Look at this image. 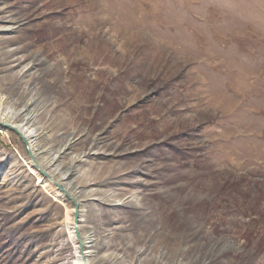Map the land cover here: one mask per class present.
<instances>
[{"label":"rangeland","instance_id":"1","mask_svg":"<svg viewBox=\"0 0 264 264\" xmlns=\"http://www.w3.org/2000/svg\"><path fill=\"white\" fill-rule=\"evenodd\" d=\"M4 113L0 264H264V0H0Z\"/></svg>","mask_w":264,"mask_h":264},{"label":"bare ground","instance_id":"2","mask_svg":"<svg viewBox=\"0 0 264 264\" xmlns=\"http://www.w3.org/2000/svg\"><path fill=\"white\" fill-rule=\"evenodd\" d=\"M1 118V122L2 123H8L10 124V126H12L15 131L20 134L22 136V138L25 140L26 142V145L30 151V154L34 157V154L35 152L37 151L36 149V131L33 127V123L31 121V119L27 116L26 118H23L21 120H17L18 117L17 115L15 114L14 116H9L7 115V113H4L2 114V117ZM51 165H53V163H51ZM48 177L49 174L47 173ZM51 180H53L51 177H50ZM58 185V184H57ZM59 187V185H58ZM61 188V186L59 187ZM62 191L66 192V190L62 189ZM87 243V241L85 240L84 241V244ZM80 250H82L81 247H79ZM86 255V252H82V254L80 255V258L82 259L83 257H85ZM80 258H76L77 260L80 259ZM77 263V261H75Z\"/></svg>","mask_w":264,"mask_h":264},{"label":"water","instance_id":"3","mask_svg":"<svg viewBox=\"0 0 264 264\" xmlns=\"http://www.w3.org/2000/svg\"><path fill=\"white\" fill-rule=\"evenodd\" d=\"M11 127V126H10ZM13 129V128H12ZM23 139V138H22ZM24 140V139H23ZM25 142V141H24ZM26 144V143H25ZM33 160V159H32ZM53 183V182H52ZM55 186H56V184L55 183H53ZM58 189H59V187L58 186H56ZM60 190V189H59ZM62 192H64V191H62ZM68 197H70V195L68 194V192H64ZM74 201V200H73ZM78 214V213H77ZM78 216V215H77ZM79 246L82 248L83 247V245H80L79 244Z\"/></svg>","mask_w":264,"mask_h":264}]
</instances>
